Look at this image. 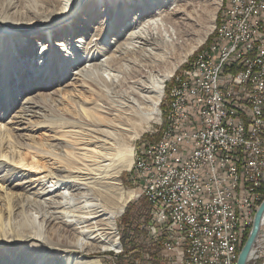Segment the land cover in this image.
Wrapping results in <instances>:
<instances>
[{"label":"bare ground","instance_id":"1","mask_svg":"<svg viewBox=\"0 0 264 264\" xmlns=\"http://www.w3.org/2000/svg\"><path fill=\"white\" fill-rule=\"evenodd\" d=\"M95 1L97 6H101L111 0ZM120 1L122 16L116 17L118 20L108 32L115 34L120 31L123 37L113 43L103 42L100 37L91 46L93 54L87 55L85 63L77 65L71 74L68 70L55 71L54 61L63 45L54 40L63 31L74 36L80 30L76 21L82 6H78L76 0H60L58 6L51 3L53 14L49 17L34 11L32 17L38 19L29 25L18 22L8 24L0 18V38L12 36L14 40L19 37L23 40L24 36L22 49L26 50L40 36L43 40L42 48L45 57L49 58L50 70L43 69L42 65L32 72L29 83L33 90L44 89V85H38L45 81L49 86L61 82L63 86L55 90L62 91L61 95L72 91V94H64L65 97L58 94L53 101L49 99V94L47 98L27 94L21 100L19 114L14 116L15 126L5 128V132L0 133L1 147L12 143L20 145L15 132L22 130V124H31L27 117L41 116L43 120L34 126L53 134L50 143L45 145L46 149L27 143L18 146L32 151V161L29 162V153H5L0 149V168L11 166V172L2 180L10 181L16 178L18 172L26 169L45 170L40 174L47 172V175L38 178L42 184L37 185L38 191L26 195L23 199L25 204L20 206L24 211L35 206L34 210L40 215L39 232L24 227L7 229L2 220L10 213L8 209L0 207V246L5 247L0 248L1 259L12 255L23 259L28 257V260L33 257L35 263L31 264H62L71 257L73 264H104L101 253H119L121 244L116 237L115 219L134 197V191H124L118 178L122 171L132 167L134 151L131 142L145 132L148 123L159 121L158 106L164 82L203 44L211 30L217 36L219 25L213 26V22L219 6L223 5V0H169L167 7L161 3L164 0ZM204 2L208 4L202 9ZM227 5L228 0H225L221 23H225L224 10ZM205 14H208L207 20L204 23L206 17H203L202 23ZM126 37L131 41L119 43ZM76 41L75 44H79L84 40L79 37ZM137 48L141 51L140 60L130 62L128 55ZM166 50L175 54L176 60L160 70L161 60L156 53ZM204 56L205 50L197 52L183 70H188L191 63ZM1 64L2 67L8 64L5 57ZM1 77L2 82L9 81L8 76ZM43 78L45 80L42 82ZM22 81L20 77L18 88L22 86ZM2 98H11L7 105H16L19 99L5 87L0 89V101ZM72 98L77 100L71 102L74 105L71 106L72 112L46 114L43 105H62L66 99ZM162 121L165 128L161 139L167 132L168 118H161L159 125ZM62 147L70 149L66 152L69 157L58 152L62 151ZM34 155H39L35 161ZM45 158L52 162L48 167L42 162ZM105 162L108 163L101 165ZM93 166H103L101 172L99 169L98 178L92 176L95 175L92 174ZM47 168L49 171H46ZM46 179L54 180V184L45 186L42 180ZM65 207L73 210L63 212ZM238 246L235 239H228L231 255H238ZM236 262L237 258L227 259V264Z\"/></svg>","mask_w":264,"mask_h":264},{"label":"built area","instance_id":"2","mask_svg":"<svg viewBox=\"0 0 264 264\" xmlns=\"http://www.w3.org/2000/svg\"><path fill=\"white\" fill-rule=\"evenodd\" d=\"M205 56L176 76L163 139L132 169L165 264H227L264 199V0H228ZM164 97V95H163ZM159 120V122H160ZM246 264H264V212Z\"/></svg>","mask_w":264,"mask_h":264},{"label":"rangeland","instance_id":"3","mask_svg":"<svg viewBox=\"0 0 264 264\" xmlns=\"http://www.w3.org/2000/svg\"><path fill=\"white\" fill-rule=\"evenodd\" d=\"M58 1L60 0H57V2ZM57 2L55 0H0V18L3 19L4 22L8 24H12L13 22H18V23H22L23 25H29L34 23V21L38 19V18L33 19L32 15L34 14V11L43 13L45 14V16L48 15L47 17H49L50 15L53 14L52 7L50 6V4L52 3L58 6ZM76 2H78L77 3L78 6L80 7L82 6L81 8L82 12L79 14V17H77L78 21H76V25L79 26L80 30L74 36L70 35L68 31H63L61 33H58L57 34L58 38L54 40V42H58L59 44L63 45L60 54L57 55V58L54 61V66H55L54 69L57 72H64L65 70L66 71L68 70L67 72L71 74L72 71H74V69L77 67V65L84 64L86 61V56L93 54L94 49L91 46L100 37H102L103 42L106 43H113L114 41L116 42V40L118 41V39L123 37L122 36L123 33L121 34L120 31L116 32L115 34H113L110 31L108 32V30H111L113 28L112 26H114V23L118 20L116 17L122 16L123 13L122 2L120 0H111L109 3L101 4V6H97L95 0H76ZM161 3L165 7H167V5L169 6L170 4L169 0L166 1L164 0ZM203 4L201 5L202 9L206 8L207 7L206 5L208 3L204 2ZM221 8L222 7L219 6V9L217 10L216 17L213 22V26L217 24V16ZM133 9L135 11L136 7H134ZM206 16H208V14L202 16L201 19L202 23H203V17ZM206 20L207 17L204 19V23H206ZM105 31H107V33ZM211 34H212V30L209 33V35L206 37L203 44L194 53H192L182 64L179 65V67L172 74L171 78H169L164 82L163 94L158 106L159 111H163V108L165 107L164 105H167L168 100L164 98L167 96L168 89L172 85L173 77L181 74V71L187 67L186 65L190 60V58L194 59L197 52H199L200 50H206L204 49L206 47L205 44L208 37ZM79 37H82L84 41L80 42L79 44H75V42H77L76 40ZM22 38L23 40H21L20 37L18 38L19 40L18 39L14 40L12 36L10 37L5 36L3 38H0V74L2 73L0 75V83H2L0 87L7 88V90L11 92L12 96H17L19 98L18 103L16 105H7L9 104L8 101L11 98H9L8 100L6 99L7 101L5 100V98L1 99L0 101V109H1L0 133L1 134L5 132V128L14 125V121L16 120L14 116L19 114L21 100L27 94L31 96L33 95L35 96L39 94L38 97L41 98L43 97L47 98L46 96L49 94L50 96L49 99H51L52 101L57 99L58 94H60V96H64V94L67 95L72 94V91L70 90L68 91L70 93L66 92L61 95L62 91L60 92L55 91L56 89H59L63 86L61 82L60 83L56 82L50 84L49 86L47 85L48 83H45L44 81L45 78L42 79V82L43 81L44 82L38 85L39 87L41 85H44V89L33 90L31 84L29 83V76H32L33 75L32 72H34L35 69L40 68V66L42 65L44 66L43 69L50 70L49 58L45 57L46 54H44V50H43L44 47L42 48L43 40L41 36L31 44V47L28 50L22 49L23 44L25 42V37L23 36ZM130 41L131 40L128 37H126L119 40V43H128ZM136 41L138 42L139 40ZM4 42L6 43V46ZM3 47L5 49V53H3ZM131 52L133 54L128 55L129 56L128 59L130 62H133L135 60H140L141 51L139 48H137V51H131ZM156 54H157V58H160L161 60L159 67L160 70L169 67V64H171L174 60H176V55L170 53L168 50L164 52L158 51ZM4 57L6 58L8 64L5 65V67H2L1 63ZM40 57H43V59H40ZM4 75L8 76L9 81L3 80L2 82L3 77L1 76ZM20 77L23 78L22 81L23 84L20 88H18V81L20 80ZM66 81L67 79H65V82ZM74 101L77 100L72 98L71 100L66 99V103L65 104L62 103V105H43V106H44V110L47 111L46 114L50 113L55 115L61 111L70 113L73 111L71 106H74L71 104V102ZM75 106H79V105H75ZM27 120H29L31 124L28 125L22 124L21 126L22 130L15 132L19 136L16 138V140L17 142L20 143V145L16 144L17 145L16 146L12 143L11 145L5 144L3 147H1L2 144H0V149L1 150L3 149V152L5 153H11V152L14 153L17 152L22 154L29 153L30 154V157L28 159L29 162L32 161V151H27L26 147L18 148V146H21V144L23 143H27V144H31L32 146L33 145L37 147L41 146L42 149L43 148L46 149L45 145L50 143V136H52L53 134L51 133V131H48L44 128H37L34 126L37 123L41 122L43 120V117L41 116L38 118L27 117ZM164 128H165L164 121H162L161 125H159V121L157 122L152 121L147 124L145 128V132L141 133L138 139H135L134 141L131 142V146L134 151L133 161L135 160L136 152L140 148L146 147L157 141L161 137ZM68 150L70 149H65L62 147V151H58V152H60L64 157L66 154L69 157V154L66 153ZM38 158L39 155L33 156L34 161L37 160ZM42 162L46 164V167L50 166L52 163L51 160L47 158L43 159ZM107 163L108 162H105L102 163L101 165H105ZM93 169L94 171L92 174L95 175L92 176L94 178H98L99 176L98 174L102 171L103 166H93ZM43 171L45 170L26 169L25 171L18 172L16 174V178L10 181H6V180H2L1 178H4L5 175H8L11 172V166L6 165L0 168V207L2 209H8L9 210L8 213H10L9 216L5 215L4 219L2 220V223L7 229H13L14 227H18V228L24 227L39 232V230L37 231V229L40 225V221L38 220L40 215H38L34 210L35 206L33 205L32 208H28L29 211L21 210L20 206L25 204L23 199L25 198L26 195L35 193L39 189V186L37 185L38 184L42 185L40 183L41 181L38 180V178L47 175V172L41 174L39 173ZM46 171H49V169L47 168ZM118 180L124 191H134V197H132V199H130L126 203L123 212L115 219V227L117 234L116 237L119 243L121 244L119 253L118 254L114 252L101 253L100 255L103 263L104 264H165L162 255L159 253V249L157 245H155V243H153L150 240V238L147 236V232L145 228L143 227L147 224V222L150 219V215H149L150 207L147 205V203L144 200L138 197L139 182L135 177L132 167L128 171L126 170L122 171L119 174ZM42 182L43 184H45V186H52L54 184V180L52 179L42 180ZM2 192H6V194L2 195ZM63 192L66 193V191ZM15 205L16 207L12 208ZM71 210H73V208L67 209V207H65L63 212L68 213ZM0 248H5V247L0 246ZM51 255L53 256V254ZM27 258L23 259L20 257H15L10 255V257L5 259L0 258V264H31L32 262L35 263V261L32 259L33 257H30L29 260ZM73 258H75V256H73ZM71 262H72V258L69 257L62 264H73V262L72 263Z\"/></svg>","mask_w":264,"mask_h":264},{"label":"water","instance_id":"4","mask_svg":"<svg viewBox=\"0 0 264 264\" xmlns=\"http://www.w3.org/2000/svg\"><path fill=\"white\" fill-rule=\"evenodd\" d=\"M263 212H264V199L261 202V204L259 205V207H258V209L254 215L250 232H249L248 237H247L245 243L243 244V246H242V248L238 254L236 264H246L249 253L251 251V248H252V246L255 242V239L258 235V232H259L260 220H261Z\"/></svg>","mask_w":264,"mask_h":264},{"label":"trees","instance_id":"5","mask_svg":"<svg viewBox=\"0 0 264 264\" xmlns=\"http://www.w3.org/2000/svg\"><path fill=\"white\" fill-rule=\"evenodd\" d=\"M223 5H222V8H221V10H220V12L218 13V16H217V26L219 25V23H221V18H222V10H223V8H224V5H225V0H223ZM215 33H213V34H211L209 37H208V39H207V41H206V44H205V48L204 49H209V45L214 41V38L213 37H215V35H214ZM203 49V48H202ZM193 60V58H190V60L188 61V63H190L191 61ZM187 66V65H186ZM161 108H162V105H161ZM159 139H161V137L159 138ZM250 229H251V226H249L244 232H243V236H242V243H241V245L240 246H238V249H241L242 248V246H243V244L245 243V241H246V239H247V237H248V234H249V232H250ZM238 253H239V250H238Z\"/></svg>","mask_w":264,"mask_h":264},{"label":"crops","instance_id":"6","mask_svg":"<svg viewBox=\"0 0 264 264\" xmlns=\"http://www.w3.org/2000/svg\"><path fill=\"white\" fill-rule=\"evenodd\" d=\"M201 51V50H200Z\"/></svg>","mask_w":264,"mask_h":264}]
</instances>
